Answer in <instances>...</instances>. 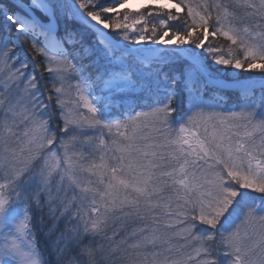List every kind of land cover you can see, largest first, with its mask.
<instances>
[{
    "label": "snow or ice",
    "instance_id": "snow-or-ice-1",
    "mask_svg": "<svg viewBox=\"0 0 264 264\" xmlns=\"http://www.w3.org/2000/svg\"><path fill=\"white\" fill-rule=\"evenodd\" d=\"M0 264H264V0H0Z\"/></svg>",
    "mask_w": 264,
    "mask_h": 264
},
{
    "label": "trees",
    "instance_id": "trees-1",
    "mask_svg": "<svg viewBox=\"0 0 264 264\" xmlns=\"http://www.w3.org/2000/svg\"><path fill=\"white\" fill-rule=\"evenodd\" d=\"M70 23V22H69ZM62 32H63V22H62V24H61V34H62ZM31 68H32V66L30 65V71H31ZM245 75H247V74H245ZM253 75V77L255 78V79H260V75H259V73H254V74H252ZM224 97H225V99H228L229 97H232L233 95H234V93H232L231 91H229V92H227V93H223L222 94ZM229 106H230V101H229ZM44 243V238L43 237H41V244H43Z\"/></svg>",
    "mask_w": 264,
    "mask_h": 264
},
{
    "label": "rangeland",
    "instance_id": "rangeland-1",
    "mask_svg": "<svg viewBox=\"0 0 264 264\" xmlns=\"http://www.w3.org/2000/svg\"><path fill=\"white\" fill-rule=\"evenodd\" d=\"M133 6H138V3L141 2V0H130Z\"/></svg>",
    "mask_w": 264,
    "mask_h": 264
}]
</instances>
